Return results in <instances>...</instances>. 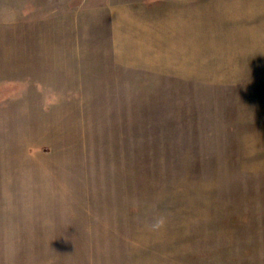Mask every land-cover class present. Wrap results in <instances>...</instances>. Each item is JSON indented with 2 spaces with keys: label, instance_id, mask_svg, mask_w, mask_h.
<instances>
[{
  "label": "rangeland",
  "instance_id": "obj_1",
  "mask_svg": "<svg viewBox=\"0 0 264 264\" xmlns=\"http://www.w3.org/2000/svg\"><path fill=\"white\" fill-rule=\"evenodd\" d=\"M150 2L0 0V264H264V0L186 49Z\"/></svg>",
  "mask_w": 264,
  "mask_h": 264
},
{
  "label": "crops",
  "instance_id": "obj_2",
  "mask_svg": "<svg viewBox=\"0 0 264 264\" xmlns=\"http://www.w3.org/2000/svg\"><path fill=\"white\" fill-rule=\"evenodd\" d=\"M237 3L241 4V0H236V6ZM232 5L231 0H156L155 4L144 3V15L139 21L143 27L139 29L144 28L146 33H151L152 47L195 48L213 38L214 45L219 43L216 45L225 46L230 38L238 40L247 37L232 32ZM135 6L140 7L141 4H130V13H133ZM236 20L243 22V19ZM185 52L192 51H183Z\"/></svg>",
  "mask_w": 264,
  "mask_h": 264
},
{
  "label": "clouds",
  "instance_id": "obj_3",
  "mask_svg": "<svg viewBox=\"0 0 264 264\" xmlns=\"http://www.w3.org/2000/svg\"><path fill=\"white\" fill-rule=\"evenodd\" d=\"M162 225H163V219H160V220L156 221V223L153 225V227L159 228Z\"/></svg>",
  "mask_w": 264,
  "mask_h": 264
}]
</instances>
